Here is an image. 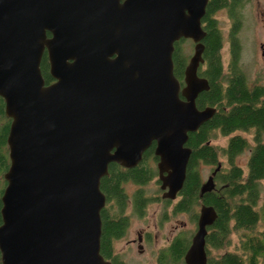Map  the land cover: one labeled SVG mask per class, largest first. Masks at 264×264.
Listing matches in <instances>:
<instances>
[{
	"label": "water",
	"instance_id": "water-1",
	"mask_svg": "<svg viewBox=\"0 0 264 264\" xmlns=\"http://www.w3.org/2000/svg\"><path fill=\"white\" fill-rule=\"evenodd\" d=\"M209 0H0V95L12 118L1 199L2 264H113L101 252L111 162L136 166L156 141L164 197L184 187L190 132L217 107L200 108L199 74ZM52 32L48 36L47 31ZM195 42L184 84L175 43ZM49 51L47 83L41 69ZM202 192L215 186V174ZM214 205L200 207L188 264H208Z\"/></svg>",
	"mask_w": 264,
	"mask_h": 264
},
{
	"label": "trees",
	"instance_id": "trees-1",
	"mask_svg": "<svg viewBox=\"0 0 264 264\" xmlns=\"http://www.w3.org/2000/svg\"><path fill=\"white\" fill-rule=\"evenodd\" d=\"M246 0H209L202 23L207 31L203 39L205 63L199 68V74L209 79V89L203 90L197 97V105L203 108L207 105L217 107L215 115L202 124L196 131L190 132L187 144L193 152L187 168V177L182 189L181 209H193L194 204L203 203L214 205L217 218L208 226V264H264V195H262L261 179L264 178V84L249 85L247 76L240 65L242 45L236 35L241 27L239 16ZM226 8L235 20L231 26L232 60L228 84L225 89L221 82L224 75L222 48L224 35L216 17L218 10ZM181 38L175 43L173 54L174 71L184 84L185 67L188 63V53L181 47ZM47 83L54 80L47 69H43ZM225 99V101L223 100ZM228 103V110L224 104ZM232 131L235 128L255 129V144L249 158V168L245 172L242 166L236 163V156L249 141L242 135H235L225 147L227 166H222L215 175V186L212 190L202 192V175L197 166L199 160L206 163H217L220 150L212 142L214 130ZM9 126L0 134V176L9 167V146L7 142ZM158 171L146 162L129 168L117 162H111L109 173L102 177L101 188L107 197V203L101 211L102 237L101 252L105 255L109 250V239L114 233L121 232L126 218L116 221L108 218L106 213L115 201L121 209L125 207L128 194L125 183L133 181L146 183ZM0 181V224L2 223L1 207L2 193L6 185ZM145 190L138 188L134 194L136 207L140 213L146 208L147 196ZM198 213L195 212L194 216ZM240 236L239 250L228 249L231 235ZM226 248L222 253H213L212 249ZM183 253H176L174 258L180 260ZM0 264L1 251H0Z\"/></svg>",
	"mask_w": 264,
	"mask_h": 264
},
{
	"label": "rangeland",
	"instance_id": "rangeland-1",
	"mask_svg": "<svg viewBox=\"0 0 264 264\" xmlns=\"http://www.w3.org/2000/svg\"><path fill=\"white\" fill-rule=\"evenodd\" d=\"M257 0H246L244 7L242 9L244 15V25L240 32L241 42L243 45L242 48V68L247 75V81L250 83L258 81L257 77H260L261 84H264V59H258L261 55L257 54V39L264 38V23L261 21L257 15V11H262L264 9V0L261 1V7L256 3ZM216 17L219 20L220 27L224 35V46L222 48V57L225 70L228 67L230 61V47H229V31L232 26V19L230 18L229 12L226 8H222L217 11ZM181 47L184 49L188 55H191L194 51V41L191 38H186L180 42ZM248 82V83H249ZM214 136L212 142L220 150L219 159L223 162V166H227V157L224 154V147L228 143V137L221 134V131L216 129L213 131ZM242 135H244L248 141L249 146L242 151L236 157V163L242 166L245 172L249 168V158L251 154L252 145L255 143L254 134L255 130H239ZM217 164L206 163L204 161L199 162V170L202 175L203 182L207 180L208 176L212 173L213 167ZM158 172L156 175L151 178L147 183L138 184L133 181H127L125 183V188L127 192L132 193L136 188H143L147 194L158 193L159 182H158ZM3 184V181L2 183ZM261 185L263 188L262 195H264V178L261 179ZM160 194V193H159ZM161 195V194H160ZM171 204L167 207L169 210H166L165 207L161 205L160 201H152L147 207V214L141 218V216L132 215L131 223L128 228V236L119 242V245H124L126 240L131 237L137 236V231L141 228L144 230H152L154 235L156 249L150 248L149 250L140 255V253L135 252V248L132 251H129L127 258L130 260L131 264H156L157 263V253L158 249L161 250L168 245L169 237L176 233L178 228L182 230L185 229L193 232L196 230L197 223L194 219V213H199L200 205H195L193 209H189L186 213L170 214L172 209ZM169 215V216H168ZM182 221H188V225L181 224ZM176 226V230L174 227ZM240 246V236L237 233L231 235V243L228 245V249L239 250ZM226 248L212 249L213 253H222ZM170 264H184V263H174Z\"/></svg>",
	"mask_w": 264,
	"mask_h": 264
},
{
	"label": "flooded vegetation",
	"instance_id": "flooded-vegetation-1",
	"mask_svg": "<svg viewBox=\"0 0 264 264\" xmlns=\"http://www.w3.org/2000/svg\"><path fill=\"white\" fill-rule=\"evenodd\" d=\"M256 3H257L258 6L255 5V7H257V8L261 7V1L257 0ZM243 7H242V9H243ZM241 14L242 15L239 16V22L241 23V27H240L239 31L237 32V34H236L239 37L240 40H241L240 32H241V29L243 28V25L245 23L244 22L245 19H244V15H243V11L242 10H241ZM257 15H258L259 19L261 21H263V23H264V9L261 12L257 11ZM230 18H231V16H230ZM231 19H232V25H233L235 20L233 18H231ZM47 34H48V36H52V32L50 30L47 31ZM257 41H258L257 42V46H258L257 47V54L261 55L258 59L262 60V59H264V38H258ZM194 45H195V42H194ZM241 45H242V42H241ZM229 47H230V50H229V52H230V61L228 63V67H227L226 70H225V66H224V75L221 78V82L224 85L223 87L225 89L227 88V84H228L227 78H228V75L230 73V64H231V60H232V57H233V55H232L231 29L229 31ZM242 48H243V45H242ZM191 55L188 57V61H189ZM241 58H242V52H241ZM241 60H240V63H241L240 65L242 66ZM204 63H205V60L201 63V65L204 64ZM201 65H200V67H201ZM44 68L49 70V72H50V59H49V51H48L47 48L44 51V54H43V57H42V61H41L42 72H43ZM257 78H258V81H260V79H259L260 77H257ZM258 81L252 82V83H250L249 81L248 82H249V85L261 84ZM223 100L225 101V99H223ZM224 108L226 110H228L230 108L228 106V103L224 104ZM11 121H12V118L6 114V101H5V98H4V96L0 95V134L4 132V130L6 129L7 126H9V129H10ZM250 129H254V128H250ZM250 129L235 128L232 131H222L220 129V126L218 128V130L221 131V134H223V135L228 137V143H227L226 146H228L229 141L231 140V138L233 136L242 135L240 132H238L239 130L241 131V130H250ZM8 133H9V131H8ZM242 136H244V135H242ZM254 141H255V134H254ZM156 145H157L156 141H153V143L144 152L143 159L137 165H139L141 162H146L149 166H151L152 168H155L158 171V173H159L158 162L160 160V156L156 153V149H155ZM225 147H224V151H225ZM246 148L247 147H245L244 150ZM250 149L252 151V147H250ZM8 153H9V150H8ZM200 161H203V160H199L198 161V164H197L198 168H199V162ZM9 164H10V161H9ZM211 164H217V165H215L213 167L212 172L217 168V166L219 164H221V167L219 169H221L222 166H223V162L220 159L218 160L217 163H211ZM123 167H125V166H123ZM133 167H135V166H133ZM129 168H132V167H129ZM4 173L5 172H3L2 176H0V181L1 182L3 180L6 181V179L4 177ZM158 182H159V188L157 190L158 193L147 194V192H144V196H147V201L148 202L146 203V206H145L146 208H144V211L142 213H140L141 209H138L136 207V204H138V203H136V199L134 198V194H135V192H136V190L138 188H136L132 193L127 192V190H126V193L128 194V198H127L125 207L123 209L119 208L115 201L113 202V206L109 207V210L106 213V215L111 220L116 221L117 219L120 220V218L122 219L123 217L126 218V222L123 224V228H122L121 232L114 233V234H112L110 236V239H109V247L110 248H109L108 252L104 255L105 258H107L113 264H131L130 260L127 258V254H128L129 251L134 250V248L136 250V251L135 250L134 251L137 252V253H140V255L144 254L147 251V249L148 250L150 248L156 249V243H155V239H154V235L152 233V230H147V229L144 230L143 228H141V229H139L137 231V236L136 237H131L130 239L128 238L124 245H122V244L119 245V242L121 240H123L125 237L128 236V228H129V225L131 223L132 215L141 216V218L144 217L147 214L146 213L147 212V208H148L147 206L152 201L153 202L154 201H160L161 205L163 207H165L166 210H169L167 208V207H169V204L173 205L170 214H172V213L173 214H178V213H186V212H188L187 209L185 210V209H181V208L178 207V206L181 205L180 204V202L182 200V193L181 192H182L183 188L178 192L176 198L164 197L163 196V192L165 191V189H163L161 187V180L159 178H158ZM138 184H142V183H138ZM199 214H200V211H199L198 215L194 217V219L196 220V223H197V227H196V230L194 231V233L190 232L189 230L185 229L184 227H182L183 229L180 230V227H179L178 228L179 231H177L176 233H174L173 235H171L168 238L169 239L168 245L165 248L161 249V250L158 249V253H157V260L158 261H157L156 264H170L171 262H174V263H181L182 262L184 264H188L187 261H186L185 256H186L188 248L192 244L193 236H194L195 232L197 231L198 221H199ZM181 224L187 226L188 225V221H182ZM174 229L176 230V226L174 227ZM208 230H209V228H208ZM206 243H207V247H208V242H206ZM176 253H183L182 258L180 260H176L174 258V255Z\"/></svg>",
	"mask_w": 264,
	"mask_h": 264
}]
</instances>
